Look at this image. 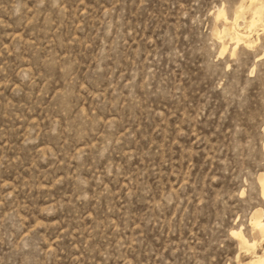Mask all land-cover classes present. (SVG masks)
<instances>
[{
  "label": "rangeland",
  "instance_id": "374dc122",
  "mask_svg": "<svg viewBox=\"0 0 264 264\" xmlns=\"http://www.w3.org/2000/svg\"><path fill=\"white\" fill-rule=\"evenodd\" d=\"M262 182L264 0H0V264H248Z\"/></svg>",
  "mask_w": 264,
  "mask_h": 264
},
{
  "label": "bare ground",
  "instance_id": "6f19581e",
  "mask_svg": "<svg viewBox=\"0 0 264 264\" xmlns=\"http://www.w3.org/2000/svg\"><path fill=\"white\" fill-rule=\"evenodd\" d=\"M259 10V9H258ZM260 11V10H259ZM258 13V12H257ZM255 14V13H254ZM260 14V13H259ZM256 16V15H255ZM258 16V15H257ZM261 16V15H260ZM254 16H252V18H253ZM258 18H259V16H258ZM254 19V18H253ZM252 19V22H251V27L255 24V19L253 20ZM259 20V19H258ZM257 20V21H258ZM257 21H256V23H257ZM260 21V20H259ZM241 34V33H240ZM241 40H242V38H241V35H237V38H236V42H235V44L237 45V44H239L240 42H241ZM243 42V41H242ZM262 193L264 194V184H263V182H262ZM257 213V212H256ZM255 216V215H254ZM259 217V216H258ZM258 217H256L255 218V221H254V225H257L259 228L258 229H260L261 231H264V223L262 222V220H260V219H258ZM236 233V232H235ZM238 233V232H237ZM238 237L240 238V240L242 241V243H245V244H248L249 246H250V244H249V242H248V240L243 236V234H241V232H239L238 234ZM248 246V247H249ZM253 246H254V244H253ZM264 251V250H263ZM263 253V252H262ZM248 264H264V255L262 256V255H259L256 259H254V260H251V261H249L248 262Z\"/></svg>",
  "mask_w": 264,
  "mask_h": 264
}]
</instances>
